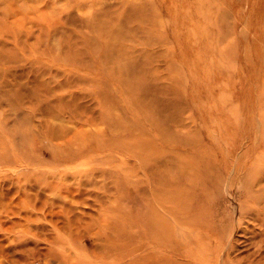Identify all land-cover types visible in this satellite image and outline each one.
Here are the masks:
<instances>
[{"label": "rangeland", "instance_id": "rangeland-1", "mask_svg": "<svg viewBox=\"0 0 264 264\" xmlns=\"http://www.w3.org/2000/svg\"><path fill=\"white\" fill-rule=\"evenodd\" d=\"M0 264H264V0H0Z\"/></svg>", "mask_w": 264, "mask_h": 264}, {"label": "bare ground", "instance_id": "bare-ground-1", "mask_svg": "<svg viewBox=\"0 0 264 264\" xmlns=\"http://www.w3.org/2000/svg\"><path fill=\"white\" fill-rule=\"evenodd\" d=\"M180 229H181V227H180ZM222 259V258H221ZM219 263V262H218Z\"/></svg>", "mask_w": 264, "mask_h": 264}]
</instances>
